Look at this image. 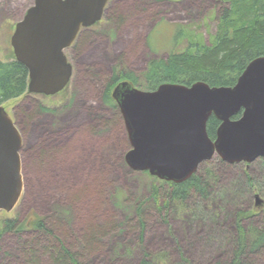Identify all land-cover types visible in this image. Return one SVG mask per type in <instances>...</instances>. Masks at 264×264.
<instances>
[{
  "label": "rangeland",
  "instance_id": "obj_1",
  "mask_svg": "<svg viewBox=\"0 0 264 264\" xmlns=\"http://www.w3.org/2000/svg\"><path fill=\"white\" fill-rule=\"evenodd\" d=\"M33 4L34 0H0L1 59L15 58L11 36ZM229 5L227 0H109L107 14L91 26L93 32L82 28L79 38L65 50L73 74L64 90L51 97L26 92L3 103L19 125L22 112L37 98V116L44 117L37 118V158L40 147L51 145L43 141L46 136L39 139L45 128L39 127L41 123L54 116L58 127L65 130L61 144L53 147L66 154L73 151L72 163L63 167V154L57 157V168L50 170L37 161V176L44 180L35 182L33 191L48 186V199L37 208V216L42 214L49 224L51 218L59 217L67 223L58 235L62 233L64 244L77 254L79 264H141L143 259L148 264H228L239 246L237 212L251 213L242 220L245 229L264 228L263 157L229 163L216 154L198 169L208 178L211 195L205 198L192 191L183 202L171 200L168 204V183L127 164L125 156L131 145L115 99L105 101L104 106L97 100L99 87L107 89L115 75L116 80L124 77L130 81L127 74L134 76V85L147 90L151 62L167 60L173 52L187 50L192 44L211 45L223 9ZM91 32L96 44L86 37ZM86 68L94 69L93 74L89 75ZM40 105L48 112H41ZM31 113H35L33 109ZM44 152L45 157L54 153ZM206 169L213 172L214 179L207 176ZM155 186L158 202L151 197ZM139 205L144 211L143 233ZM99 209L105 214H97L98 223L113 221L117 226L109 227L99 245L89 250L83 238ZM25 212L19 201L11 211L0 210V264H32L26 251L36 240L42 255L38 264H52L43 253V247L50 246L45 232L3 230L9 220L28 225L34 214L22 221ZM249 248V264H264V254Z\"/></svg>",
  "mask_w": 264,
  "mask_h": 264
},
{
  "label": "water",
  "instance_id": "obj_2",
  "mask_svg": "<svg viewBox=\"0 0 264 264\" xmlns=\"http://www.w3.org/2000/svg\"><path fill=\"white\" fill-rule=\"evenodd\" d=\"M108 2L34 0L11 36L16 60L29 70L28 93L55 95L66 88L73 65L65 50L82 28L102 19ZM112 97L131 145L126 162L134 170L180 183L216 154L229 163L264 158V56L253 59L233 86L167 82L142 90L124 79ZM212 115L221 121L214 140L207 130ZM21 146V133L1 104L0 210L11 211L21 197Z\"/></svg>",
  "mask_w": 264,
  "mask_h": 264
},
{
  "label": "trees",
  "instance_id": "obj_3",
  "mask_svg": "<svg viewBox=\"0 0 264 264\" xmlns=\"http://www.w3.org/2000/svg\"><path fill=\"white\" fill-rule=\"evenodd\" d=\"M227 2L230 5L223 9L220 24L211 45L200 44L196 46L197 44H192L187 50L173 52L167 60L151 62L146 74L147 90H155L161 84L167 82L192 85L197 81H204L211 86H233L253 59L264 56V0H227ZM194 46H196L195 49ZM123 78L121 79L123 80ZM126 78L137 83L134 76L131 77L127 74ZM116 79L117 76H113L111 82L107 85V89H105L106 102L112 101V90L121 81V79ZM28 84L29 70L23 63L16 60V57L11 60L0 58V105L25 94ZM240 116L241 112L233 118L237 119ZM220 124L221 121L215 115H212L208 120L207 130L213 140L216 138ZM59 155V152H56V155L53 153L51 157L48 156L47 159H50L48 162L54 164V161L57 160L56 157ZM43 158L40 161L41 166L46 161ZM206 174L215 178L210 169H206ZM161 181L171 186L168 204L171 200L183 202L192 191L205 198L211 195V185L208 178L198 171L189 179L180 183ZM154 189L155 192L151 194V197L155 202H158L157 187L155 186ZM78 200L73 202L76 203ZM100 211L105 214L104 209H99L96 217L100 214ZM143 212L142 206L139 205L137 213L142 233L145 228V221L142 218ZM250 216V211L246 210H240L236 214L239 246L234 251V256L228 264H249L246 257L248 246H250L251 252L264 254V228L251 227L247 230L242 225V220ZM96 217L88 226V234H84L83 238L86 249L89 250L99 245L101 235L105 234L109 227L117 226V223L113 221H105L100 224L97 221L98 217ZM51 219L52 224H49L48 218L37 216L28 225L27 222L17 223L15 220H9L5 222L6 226L3 230L15 229L17 232H23L24 229L30 227L37 230H32V232H45L44 235L48 236L47 244H50V246H44L43 253L49 256L52 264H79L77 254L64 244L62 233L58 235V231L65 229L67 223L60 217L59 219ZM84 227V225L81 226L82 230H85ZM71 231L75 232V230ZM248 231L250 237H248ZM27 233H31V231H27ZM33 244L34 246L26 251V255L32 264H38L40 256H42L41 248L37 240L33 241ZM92 244L94 245L91 246ZM148 263L146 259L141 262V264Z\"/></svg>",
  "mask_w": 264,
  "mask_h": 264
},
{
  "label": "flooded vegetation",
  "instance_id": "obj_4",
  "mask_svg": "<svg viewBox=\"0 0 264 264\" xmlns=\"http://www.w3.org/2000/svg\"><path fill=\"white\" fill-rule=\"evenodd\" d=\"M106 8H107V5L105 7L103 17L107 14ZM85 28H89L92 31L91 27H85ZM92 32L89 34V36H87V39L90 38L89 43L91 42L93 44V41H94V43L96 44L98 41L94 38L95 33H92ZM79 35H80V33L78 34L76 40L79 38ZM92 70H94V69L86 68V71L89 75L93 74L91 72ZM98 91H99L98 99L96 97H93V99L94 100L97 99L98 102H100L104 106L105 105V87L104 86L101 88L99 87ZM28 94H30V93H28ZM44 95L47 97L48 96L51 97V95H46V94H44ZM34 101H35V103L28 104V108H26L25 112H22V118H20L21 123H19V125L16 122L15 115L11 114V117L13 118L14 122L16 123V125H17V127L21 133V137H22V146L20 149V158H21V168H22V176H23V190L21 193V197L19 199V203H20V207L22 209L26 210L24 217L22 218V221L26 220V218L29 214H34V215H32L31 219L37 218V208L38 207L41 208L46 203V201L48 199L49 188H46L48 186L45 187L44 185H41L42 187L39 191H37V193L35 191H33L34 190V186H33L34 183L35 182L37 183V181L42 182L40 180H44L43 177L37 176V161H38L39 165H41L40 164V161H42L41 158L44 157L43 159L46 161L43 165H44V169H46V170L47 169L50 170V167H51V169L57 168V165H58L57 160L54 161V164L49 163L48 161L50 159H47L48 157H45L44 154L46 152H44V151L45 150L50 151V152L54 151L55 155H56V152H59L60 155L63 154L64 157L60 158L62 160L61 164L63 167H64V164H66V166H67L70 163H72V161H73V151L66 154L65 152H63V150L57 149L56 147H53L54 145L58 146L61 144L63 135L65 133V130H62V129H60V127H58L59 121L54 116L53 117L50 116L49 120H44L45 122L41 123V125L39 126L40 128L42 126L45 127L42 130L41 134L39 135L40 136L39 139L46 136V139H43V141L46 140V143H48L49 145L51 144V145L44 147V148L40 147L41 150H40V153H38L39 158H37V118L40 119V118H44V117H43V115L37 116V98H34ZM31 109H33V111L35 112L34 114L31 113ZM39 109L41 112H48L41 105L39 106ZM33 129H34V131H33ZM35 129H36V133H35ZM31 133L34 136L33 141L31 139ZM40 145H44V143L41 142ZM70 148H73V147L70 146ZM55 150H59V151H55ZM56 159H57V157H56ZM32 172H34L33 175H32ZM29 196L31 197L30 199H29ZM38 216L45 218V217H43L42 214H38ZM31 219L28 220L29 223H30ZM32 230H36V229L30 228V227L28 229H24V231H32Z\"/></svg>",
  "mask_w": 264,
  "mask_h": 264
}]
</instances>
